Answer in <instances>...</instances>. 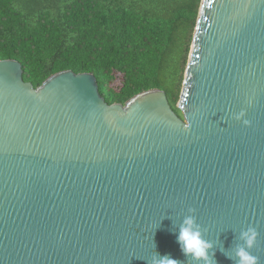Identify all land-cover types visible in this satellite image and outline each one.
Segmentation results:
<instances>
[{
  "label": "water",
  "instance_id": "obj_1",
  "mask_svg": "<svg viewBox=\"0 0 264 264\" xmlns=\"http://www.w3.org/2000/svg\"><path fill=\"white\" fill-rule=\"evenodd\" d=\"M23 74L0 60V264H197L189 208L218 264L249 225L264 264V0L201 1L183 118L161 89L109 104L93 73Z\"/></svg>",
  "mask_w": 264,
  "mask_h": 264
},
{
  "label": "trees",
  "instance_id": "obj_2",
  "mask_svg": "<svg viewBox=\"0 0 264 264\" xmlns=\"http://www.w3.org/2000/svg\"><path fill=\"white\" fill-rule=\"evenodd\" d=\"M201 1L0 0V60L19 61L35 88L63 70L93 73L109 104L161 89L183 118Z\"/></svg>",
  "mask_w": 264,
  "mask_h": 264
},
{
  "label": "clouds",
  "instance_id": "obj_3",
  "mask_svg": "<svg viewBox=\"0 0 264 264\" xmlns=\"http://www.w3.org/2000/svg\"><path fill=\"white\" fill-rule=\"evenodd\" d=\"M244 113L241 111L236 115V119H241ZM248 124V120L243 121ZM195 209L189 208L188 214L184 215L179 224L176 235L180 250L185 257L197 262L203 261L204 264H218L215 259L216 247L213 240L205 239L201 225L197 221ZM258 230L256 227L249 225L247 228L239 231L238 237H235L241 243L235 245L230 251L225 248H219L233 264H259V257L252 253L258 239ZM148 264H180V261L171 257L170 254L161 255L156 251Z\"/></svg>",
  "mask_w": 264,
  "mask_h": 264
},
{
  "label": "rangeland",
  "instance_id": "obj_4",
  "mask_svg": "<svg viewBox=\"0 0 264 264\" xmlns=\"http://www.w3.org/2000/svg\"><path fill=\"white\" fill-rule=\"evenodd\" d=\"M118 84H119V80H117L113 85L115 88H117L116 86H118Z\"/></svg>",
  "mask_w": 264,
  "mask_h": 264
}]
</instances>
